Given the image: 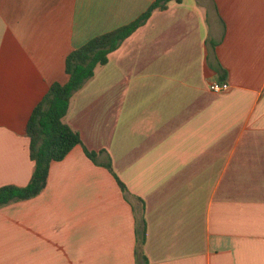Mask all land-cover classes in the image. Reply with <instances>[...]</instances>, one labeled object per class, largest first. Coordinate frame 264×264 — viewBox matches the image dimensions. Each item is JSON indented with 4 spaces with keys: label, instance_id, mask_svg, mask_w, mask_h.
<instances>
[{
    "label": "crops",
    "instance_id": "obj_1",
    "mask_svg": "<svg viewBox=\"0 0 264 264\" xmlns=\"http://www.w3.org/2000/svg\"><path fill=\"white\" fill-rule=\"evenodd\" d=\"M152 1L0 0V186L28 183L26 124L67 55ZM63 120L81 144L0 207V264H264V0L152 11Z\"/></svg>",
    "mask_w": 264,
    "mask_h": 264
},
{
    "label": "trees",
    "instance_id": "obj_2",
    "mask_svg": "<svg viewBox=\"0 0 264 264\" xmlns=\"http://www.w3.org/2000/svg\"><path fill=\"white\" fill-rule=\"evenodd\" d=\"M170 1L182 0H153L132 21L92 37L67 55L65 59L67 81L54 82L50 85L42 100L32 110L26 124L29 157L34 162L31 177L24 186L14 184L0 186V207L14 201L30 199L44 189L50 163L62 160L75 145L81 144L79 133L63 120L73 94L94 75L97 66L107 62L111 51L118 48L124 39L146 22L152 11L165 9ZM85 153L96 162L95 152L85 149ZM102 165L112 172L109 160ZM117 181L122 191L126 193L125 185L119 179ZM137 221L136 236L140 247L145 236L144 220L140 217ZM138 255H141L146 264V257L142 253Z\"/></svg>",
    "mask_w": 264,
    "mask_h": 264
},
{
    "label": "built area",
    "instance_id": "obj_3",
    "mask_svg": "<svg viewBox=\"0 0 264 264\" xmlns=\"http://www.w3.org/2000/svg\"><path fill=\"white\" fill-rule=\"evenodd\" d=\"M228 84L226 82H212L209 85V89L213 92H221L228 89Z\"/></svg>",
    "mask_w": 264,
    "mask_h": 264
}]
</instances>
